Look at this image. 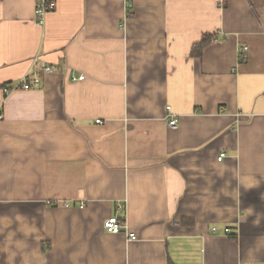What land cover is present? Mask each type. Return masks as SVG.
Wrapping results in <instances>:
<instances>
[{
  "label": "crops",
  "instance_id": "1",
  "mask_svg": "<svg viewBox=\"0 0 264 264\" xmlns=\"http://www.w3.org/2000/svg\"><path fill=\"white\" fill-rule=\"evenodd\" d=\"M35 6L0 0V264H264V0Z\"/></svg>",
  "mask_w": 264,
  "mask_h": 264
},
{
  "label": "built area",
  "instance_id": "2",
  "mask_svg": "<svg viewBox=\"0 0 264 264\" xmlns=\"http://www.w3.org/2000/svg\"><path fill=\"white\" fill-rule=\"evenodd\" d=\"M55 7H56V0H36V6L34 10V16H35L36 23L42 26L44 24L45 15L48 12L53 11ZM246 50L247 48L244 47L243 50L240 51V59L245 58V54L243 52H245ZM39 72L43 74H50L53 72V70H52V67L50 66L42 65L39 69ZM35 73L36 72L25 74L18 82H16V84L12 86H5L3 88V93L9 94L15 90L28 91V90H35V89L40 88L41 81ZM83 80H84V76L82 75L78 77H75V76L71 77L72 82H80ZM165 111L167 113L166 120H167L168 126L171 129H175L177 127L176 117L171 114L170 107H166ZM2 117H3L2 114H0V120L2 119ZM223 158H224V154H220L217 160L220 162ZM103 228L107 233L112 234V235L123 233L129 242H134L137 240L135 234L129 233L127 231V227L126 225H124V221L118 219L116 216H111L105 219L103 222ZM211 231L215 233L216 228H212ZM231 233L232 231H230V229L228 228L224 229L225 235H230Z\"/></svg>",
  "mask_w": 264,
  "mask_h": 264
},
{
  "label": "trees",
  "instance_id": "3",
  "mask_svg": "<svg viewBox=\"0 0 264 264\" xmlns=\"http://www.w3.org/2000/svg\"><path fill=\"white\" fill-rule=\"evenodd\" d=\"M214 37L212 35H204L202 36L201 40L199 43L195 44L191 51H190V56L192 57H200L202 55L203 50L208 47L212 41H213Z\"/></svg>",
  "mask_w": 264,
  "mask_h": 264
}]
</instances>
